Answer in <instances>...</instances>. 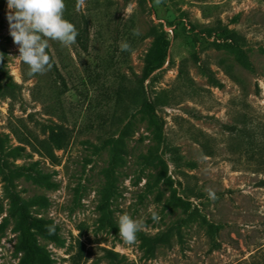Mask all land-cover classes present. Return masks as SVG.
<instances>
[{"label":"rangeland","instance_id":"374dc122","mask_svg":"<svg viewBox=\"0 0 264 264\" xmlns=\"http://www.w3.org/2000/svg\"><path fill=\"white\" fill-rule=\"evenodd\" d=\"M76 2L65 0L64 17L87 48L78 36L70 48L50 41L63 84L53 68L28 75L0 0L18 86L0 99V132L21 148L17 167L54 184L15 180L23 198H46L33 216L58 227L39 246L52 264H264V0ZM156 37L165 62L146 75ZM50 127L67 136L53 160L41 144ZM11 212L0 170V264L22 258ZM125 213L143 225L133 245L119 235Z\"/></svg>","mask_w":264,"mask_h":264},{"label":"trees","instance_id":"16d2710c","mask_svg":"<svg viewBox=\"0 0 264 264\" xmlns=\"http://www.w3.org/2000/svg\"><path fill=\"white\" fill-rule=\"evenodd\" d=\"M126 3L131 0H124ZM85 32L87 30H84ZM81 34L78 36L81 45L87 48V38L85 35ZM49 52V49H48ZM0 53L3 54V60L0 61V99L2 96L9 94L12 95L17 89V84L14 82L12 76L10 75L7 62L5 59V50L2 45V38L0 36ZM49 55L51 56L50 52ZM165 49L162 46L158 37L155 38L152 48L150 49L146 57L145 73L146 75L152 73L153 71L161 68L165 62ZM57 75V77L62 80L65 84L63 77L57 70L55 63L53 62L52 67ZM146 101L143 102L145 105ZM232 132L236 134L246 135L247 143L251 144L253 142L254 136H252L246 126L241 130H238L237 126H232L229 128ZM49 136L46 142H42V147L45 149V153L50 160L54 159V154L52 152L53 147H61L63 141L67 138L65 131L62 128L50 127L48 130ZM238 134V135H239ZM20 147H10L8 145V138L0 132V170L4 181V192L9 199L13 217L18 218V223L16 225V231L20 234V241L18 244V251L22 253V258L18 264H52L50 257L42 250L38 244V234L42 235L52 241L58 239V227L54 225L53 222L43 220L41 218L33 216L31 209L35 206H45L47 200L44 197H39L32 200H27L23 198L17 190L15 180L17 177L22 175H27L32 178L36 183L45 187H52L54 184L49 179V177L33 167L23 168L17 167L12 160L19 157ZM117 156H114L112 161L113 165L116 164ZM110 179L109 191L113 189V172L108 173ZM264 185V180L261 182ZM7 223V220H5ZM49 226H54V231L49 230Z\"/></svg>","mask_w":264,"mask_h":264},{"label":"clouds","instance_id":"9594fccd","mask_svg":"<svg viewBox=\"0 0 264 264\" xmlns=\"http://www.w3.org/2000/svg\"><path fill=\"white\" fill-rule=\"evenodd\" d=\"M162 3L163 0H155L156 6ZM84 4L85 0H77V9ZM7 8L10 35L19 46L18 58L28 65L29 76L43 75L52 69L53 60L48 52L50 41L68 48L76 43L78 30L64 17L65 0H7ZM120 50L129 51L130 45L122 42ZM2 60L3 54L0 53V61ZM207 192L210 200L218 198L214 190L208 189ZM151 215L153 221L159 220L155 211ZM118 225L119 235L124 242L128 245L135 244L137 233L143 228L142 223L125 213L119 215ZM49 230L54 231V226H49Z\"/></svg>","mask_w":264,"mask_h":264}]
</instances>
